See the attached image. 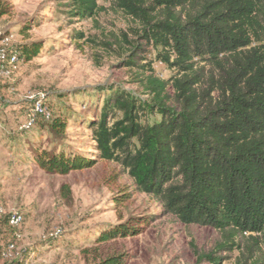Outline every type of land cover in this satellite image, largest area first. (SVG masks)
I'll return each mask as SVG.
<instances>
[{
    "label": "trees",
    "instance_id": "obj_1",
    "mask_svg": "<svg viewBox=\"0 0 264 264\" xmlns=\"http://www.w3.org/2000/svg\"><path fill=\"white\" fill-rule=\"evenodd\" d=\"M62 1L57 5L69 21L95 19L103 9L101 0ZM106 1L126 27L102 30L101 37L79 30L71 38L113 58L133 88H94L101 104L84 120L90 156L68 143L69 106L54 113L47 94L49 117L36 115L20 128L23 120L17 130L23 135L38 126L47 132L48 147L29 142L34 167L68 174L98 160L112 162L138 192L161 205L160 213L129 216L101 232L98 240L110 241V248L95 264H126L128 254L116 239L137 234V225L159 214L187 232L191 264H223L235 252L238 264H264V0ZM11 9L10 0H0V19ZM42 47L37 39L18 50L29 61ZM156 61L171 70L168 77L158 74ZM78 116L76 122L83 119ZM125 200L116 198V206ZM11 214L3 210L0 223L13 233ZM200 227L214 234L202 245ZM3 250L0 264H22L29 255L4 257Z\"/></svg>",
    "mask_w": 264,
    "mask_h": 264
},
{
    "label": "rangeland",
    "instance_id": "obj_2",
    "mask_svg": "<svg viewBox=\"0 0 264 264\" xmlns=\"http://www.w3.org/2000/svg\"><path fill=\"white\" fill-rule=\"evenodd\" d=\"M10 1V13L0 19L1 30L10 38L7 48L18 49L25 41L37 39L43 41V47L29 61L21 56L12 79L0 81V205L5 213L19 212L24 218L13 233L0 223V251L6 243L15 244V257L29 251L22 264H95L110 248V241L98 240L101 232L129 216L136 220L160 213L161 205L138 192L112 162L98 160L68 174H48L34 167L29 142L48 147L47 132L38 126L23 135L17 130L30 113L31 98L48 94L54 113L65 104L71 109L68 143L90 156L93 146L84 120L101 104L94 88L116 83L133 87L126 82L124 71L113 66V58L97 56L91 44L77 46L71 36L79 30L100 37L102 30L117 33L126 27V21L106 0L99 1L103 9L95 19L81 22L69 21L61 12L63 7L57 4L62 0ZM30 23V29L21 33ZM155 68L163 78L171 74L162 62L156 61ZM78 114L83 119L76 122ZM124 197L127 200L116 206V198ZM137 228V234L116 239L119 250L128 254L126 264H191L190 237L172 216L159 214ZM213 235L209 228H198V243L202 245ZM234 254L223 264H238V253Z\"/></svg>",
    "mask_w": 264,
    "mask_h": 264
},
{
    "label": "built area",
    "instance_id": "obj_3",
    "mask_svg": "<svg viewBox=\"0 0 264 264\" xmlns=\"http://www.w3.org/2000/svg\"><path fill=\"white\" fill-rule=\"evenodd\" d=\"M9 37L4 35V32L0 28V79L10 80L13 77V69L16 68L21 62V56L17 48L8 49L7 43ZM46 94L39 93L31 98L32 105L31 111L27 115L25 121L21 124L20 128H27L32 125L35 121L36 115L49 117V109L44 105ZM3 212V208L0 205V215ZM23 215L19 212H14L9 218V223L12 226L19 227L23 223ZM15 244H7L5 251L3 252L4 257H12L15 252Z\"/></svg>",
    "mask_w": 264,
    "mask_h": 264
}]
</instances>
